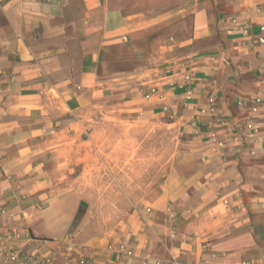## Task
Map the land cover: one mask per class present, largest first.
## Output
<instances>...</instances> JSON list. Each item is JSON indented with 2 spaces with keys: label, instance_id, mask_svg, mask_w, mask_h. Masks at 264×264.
Here are the masks:
<instances>
[{
  "label": "crops",
  "instance_id": "0c3cea01",
  "mask_svg": "<svg viewBox=\"0 0 264 264\" xmlns=\"http://www.w3.org/2000/svg\"><path fill=\"white\" fill-rule=\"evenodd\" d=\"M261 25L264 0H0L4 247L20 264H264ZM96 94L178 138L111 234L63 179Z\"/></svg>",
  "mask_w": 264,
  "mask_h": 264
},
{
  "label": "rangeland",
  "instance_id": "374dc122",
  "mask_svg": "<svg viewBox=\"0 0 264 264\" xmlns=\"http://www.w3.org/2000/svg\"><path fill=\"white\" fill-rule=\"evenodd\" d=\"M79 149L65 165L69 188L85 201L88 225L111 234L144 206L155 183L178 153L173 127L133 114L110 95H93ZM71 186V187H70Z\"/></svg>",
  "mask_w": 264,
  "mask_h": 264
},
{
  "label": "built area",
  "instance_id": "2783aa9c",
  "mask_svg": "<svg viewBox=\"0 0 264 264\" xmlns=\"http://www.w3.org/2000/svg\"><path fill=\"white\" fill-rule=\"evenodd\" d=\"M260 32L256 37V44L264 46V25H261ZM11 234H5L4 238H11ZM3 238L0 237V260L2 264H20L30 262L33 259V255L25 251L20 250L19 248H5L3 243ZM110 264V263H105ZM117 264V263H115ZM157 264H159L157 262Z\"/></svg>",
  "mask_w": 264,
  "mask_h": 264
}]
</instances>
